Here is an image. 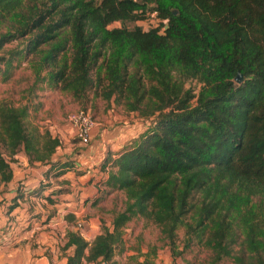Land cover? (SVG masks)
<instances>
[{"label": "trees", "instance_id": "1", "mask_svg": "<svg viewBox=\"0 0 264 264\" xmlns=\"http://www.w3.org/2000/svg\"><path fill=\"white\" fill-rule=\"evenodd\" d=\"M153 10L158 26H126ZM14 41L22 47L0 55L7 75L30 58L37 81L82 105L93 93L149 120L101 163L105 188L92 205L115 189L125 208L93 241L70 229L67 264L110 263L137 217L160 227L175 256L183 228V250L264 264V0H0V51ZM28 116L27 106L0 104V185L13 179L8 157L23 151L31 164L50 165L29 195L50 190L44 198L53 202L63 190L50 180L76 163L55 161L61 141L27 125Z\"/></svg>", "mask_w": 264, "mask_h": 264}, {"label": "rangeland", "instance_id": "2", "mask_svg": "<svg viewBox=\"0 0 264 264\" xmlns=\"http://www.w3.org/2000/svg\"><path fill=\"white\" fill-rule=\"evenodd\" d=\"M159 24L160 21L148 17L143 21L128 22L126 26L134 28L140 25L145 30H148ZM122 25L123 23L117 21L110 27H121ZM1 31H5V29ZM21 47L22 45L19 41L11 42L0 51V55L9 56L10 51ZM6 69L5 65L0 69V104L10 103L16 107L27 106L29 108V116L26 119L27 125L37 127L42 134L50 133L53 138H58L61 141L59 155H74V159L71 161L75 162L78 160L76 157H78L80 151L78 152L77 150L82 149V146L77 139L76 130L68 120L70 113L85 109L94 117L97 123L95 130L100 129L101 133L109 131L112 126L125 125L129 121L131 123L134 120L142 121L145 124L148 120V118H142L138 113L128 112L123 106H118L114 102L96 97L93 93L90 94L87 104L82 105L71 94L50 88L47 80L37 81L30 58L21 59L19 62L15 61L8 75L5 73ZM45 74L44 72L42 75ZM187 87H191L197 93L201 85L195 80H189ZM95 139L96 136L93 134L91 142H94ZM1 151L4 152L5 149H1ZM59 158L66 159L60 156ZM8 159L15 176L9 185H0V215L4 214L7 216L6 222L0 227L1 252L7 251L3 249L6 246L11 247L8 249L16 250V248H19L22 252L27 251V246L41 250L40 248L47 247L49 241V237L42 235V232L49 233L47 235L51 236H55V233H64L65 222L72 230L84 233L89 239L88 241H93L102 232L104 225L111 227L114 212L122 211L126 206L124 192L115 189H110L108 194L103 195L102 200L97 205H92L91 200L94 199L95 195L90 188V184L96 182L97 174L96 176H91L89 181L82 183L77 180L78 175L85 171L81 169L76 171L75 174L70 173L66 176L67 178L62 180L53 179L54 189H62L65 192L62 195L54 194L51 197L53 202L44 198L45 195H48L46 194L47 192H44L43 196L33 197L29 195L28 191L29 188L36 187L38 185L37 181L42 179L41 171L44 168L41 165L44 164H31L29 157L23 151H19L12 159L9 157ZM53 159L61 160L55 156H53ZM38 187L40 186L35 189ZM19 193L25 196L18 201L19 205L15 209L17 207L22 208L13 212L12 203L14 204V202L13 200L10 201V199L12 196H18ZM67 201H73L74 214H72L74 219L72 221L68 220L71 215L69 212L71 211L67 208H60V210L63 209V214L61 215H63L64 221L60 219L62 216L56 212V209L62 207V203ZM51 217H53L52 220L54 221L53 223L50 222L51 225H40L41 221L45 223ZM31 220L34 223H38L34 232L23 236L22 239L17 237L21 235L17 231L18 227H21V232L27 231L24 228L26 229L27 222ZM79 223L82 226L79 227ZM184 239L185 229L181 228L178 231L176 248L182 253L175 256L160 227L147 219L137 217L124 228V241L116 248L110 263L101 261L89 264H235L230 258L214 263L212 251L198 245L183 250ZM58 241L56 240L54 244L62 248L60 240ZM238 249L236 247V250ZM0 256H2V253ZM16 259L18 260L17 262L20 261L19 258Z\"/></svg>", "mask_w": 264, "mask_h": 264}, {"label": "crops", "instance_id": "3", "mask_svg": "<svg viewBox=\"0 0 264 264\" xmlns=\"http://www.w3.org/2000/svg\"><path fill=\"white\" fill-rule=\"evenodd\" d=\"M73 127H74V125H73ZM147 128H148L147 122L144 124V123H142V121L138 122L136 120H134L133 123H131L129 121L125 125L112 126L111 129L107 132L105 131V133H101L100 129L95 130V128H94L95 131L93 130L94 133L92 132V139H93V134H94V136H96L95 141L90 142V144H88V145H82L79 142L80 145L82 146L83 150L82 149L77 150L78 152L80 151V153L78 154V157H76L78 159L77 161H75L76 166L72 170H69L68 172H66L62 176L58 177L56 180L59 181V180H62L64 178H67L66 177L67 175H69L70 173L75 174L76 171H80V169L85 170V171H82V174L78 175L77 180L79 182H82V183L84 181L87 182L90 180L91 176H96V174H97L96 182H92L90 184V186H91L90 188H91V190L95 196H97V194L102 195L103 189L105 187L102 186V184L100 182L104 178V176L106 175L103 171H101V163H102L103 159L106 157V155L108 153L111 152L113 155L114 154L116 155L123 148L131 145L133 143V141H135ZM74 129H75V127H74ZM97 137H98V139H97ZM59 148H60V146L57 148V151L54 154V156L57 159H61V160H69V159L72 160V159H74L73 158L74 155H71V156L70 155H67V156L59 155V153H58L60 150ZM59 156L66 158V159L59 158ZM36 164H39V163H36ZM41 166H43L42 168H44V169L41 171L42 179L37 181L38 182L37 186H39L41 181L45 180L44 173L50 167L49 164L41 165ZM14 176H15V172L13 170V179H14ZM43 176H44V178H43ZM13 179L8 183H2V184L9 185L13 181ZM50 181L52 182L53 179H51ZM94 183H96V184H94ZM36 187L33 186V187L29 188V190L34 189ZM59 189H61V188H59ZM100 189H102V190H100ZM45 192H47L46 194H49L50 190L45 191ZM62 193H65V192L63 191V192L57 193L55 195H59V194L62 195ZM16 196L17 195L12 196L10 201H12V200L14 201V198ZM67 196H69V195H67ZM84 199H86V198H84ZM8 203H6V204H8ZM62 205H63L62 207H59L56 209L57 214H59V215L63 214V209L60 210V208H64V207L67 208L69 211H71L69 213L74 212L73 201L72 202L67 201L66 203L63 202ZM21 208L22 207H17L16 209H21ZM16 209L14 208L13 212H16ZM61 216L62 217H60V219L63 220L64 217H63V215H61ZM6 218H7L6 215H4V214L0 215V227H1V225H3L6 222V220H7ZM52 219H53V217L49 218L48 221H46L45 223H43L44 221H41L40 225H46V224L51 225V223L54 222ZM34 221H35V219H34ZM65 223H66V225L64 228V233H59L60 235L55 233V236H51V235H47L49 233L42 232V235L49 237V239H48L49 241L47 243L48 244L47 247L40 248L41 250H36V249L32 248V246H27V251L22 252L21 250H19V248H16V250L15 249H8L11 247L6 246V248H3V249H6L7 251H5V252L0 251V254L2 253V256H0V258H1L0 264H67L68 256L72 254L73 250L71 248H68L66 250L64 249L65 243L67 242L66 235H67L68 231L71 229L70 226H68L67 222H65ZM37 225H38V223H34L33 220L28 221L26 224V229L24 228V230H27V231L21 232V227H18L17 231H18V233H21V235L17 236V237L22 239L23 236H27L28 234L33 233L34 230L36 229ZM81 234L84 236V238L86 240H89L87 238V236L84 235V233L81 232ZM52 237H55V238H52ZM56 240L57 241L60 240V242L62 244V248L59 246H56L54 244V242ZM39 241L41 242L40 239H39ZM26 243H28V242H26ZM43 244H46V243H43ZM26 245H28V244H26ZM39 247H41V246H39ZM16 258H19L20 261L17 262L18 260ZM12 259H14V260H12Z\"/></svg>", "mask_w": 264, "mask_h": 264}, {"label": "built area", "instance_id": "4", "mask_svg": "<svg viewBox=\"0 0 264 264\" xmlns=\"http://www.w3.org/2000/svg\"><path fill=\"white\" fill-rule=\"evenodd\" d=\"M148 15L152 19L160 20L156 10L149 12ZM68 120L74 125L79 142L82 145L90 144L92 132L97 124L94 117L85 109H79L77 112L70 113ZM78 226L80 227L82 224L79 223Z\"/></svg>", "mask_w": 264, "mask_h": 264}, {"label": "water", "instance_id": "5", "mask_svg": "<svg viewBox=\"0 0 264 264\" xmlns=\"http://www.w3.org/2000/svg\"><path fill=\"white\" fill-rule=\"evenodd\" d=\"M241 79H242V75H241V73H239V74L237 75V77H236V81H237L238 83H240Z\"/></svg>", "mask_w": 264, "mask_h": 264}]
</instances>
